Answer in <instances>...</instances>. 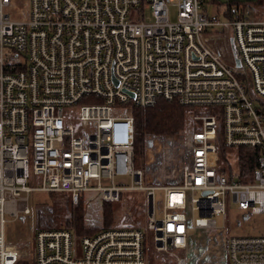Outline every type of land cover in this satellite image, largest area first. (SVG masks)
I'll return each instance as SVG.
<instances>
[{
	"label": "built area",
	"instance_id": "1",
	"mask_svg": "<svg viewBox=\"0 0 264 264\" xmlns=\"http://www.w3.org/2000/svg\"><path fill=\"white\" fill-rule=\"evenodd\" d=\"M171 1L0 0V264H146L145 231L130 221L79 238L41 227L22 257L5 241L4 216L29 214L36 192L67 194L73 207L95 195L121 202L124 192H144L152 246L174 264L192 263L190 237L222 229L215 218L227 205L264 215V20L250 6L225 19L209 14L206 0H173L171 21ZM14 7L26 15L10 18ZM223 35L230 54L211 45ZM159 99L200 116L181 146L179 178L144 186L134 119L123 106ZM239 147L260 151L248 183L236 169L231 178L223 171ZM223 262L264 264V234L227 236Z\"/></svg>",
	"mask_w": 264,
	"mask_h": 264
},
{
	"label": "rangeland",
	"instance_id": "2",
	"mask_svg": "<svg viewBox=\"0 0 264 264\" xmlns=\"http://www.w3.org/2000/svg\"><path fill=\"white\" fill-rule=\"evenodd\" d=\"M206 11L209 14L214 13L215 11L222 13L225 4L228 0H214L215 3H209L206 0ZM222 4V5H221ZM218 5L222 7L217 10ZM248 6L245 7V9ZM252 15H260L264 18V3H254L250 5L249 11ZM10 18L19 20L26 15V11L21 7H14L7 10ZM145 16L149 15V11H144ZM169 17L170 20L173 21L176 17V8L174 1L172 0L169 4ZM218 44L223 46L225 50L230 54V42L229 39L223 35L217 38ZM214 45V44H212ZM219 45H214L219 47ZM124 109L130 111L133 108L130 104L123 106ZM200 111H195L194 109H189L185 111V116L182 119V123L184 125V132L176 135L169 136H153L146 135L144 139V155L146 157V153L151 158V162L153 163L152 168L157 166V164L163 162L165 160H170V163H179V156L181 146L185 140V137L188 135L190 130L196 126L195 116H200ZM148 141V144H147ZM149 143L152 150L149 147ZM148 149V150H147ZM147 150V151H146ZM151 154V155H150ZM177 154V157H174ZM152 156V157H151ZM236 152L234 150L228 151L227 157L228 162L232 165L233 169H236ZM167 157V158H166ZM177 159V160H176ZM227 160V159H226ZM156 163V164H155ZM145 166V162H144ZM151 168V164H150ZM145 170V167L144 169ZM162 175L159 171L157 173H148L152 177L156 175ZM169 174H165V177ZM145 176V173H144ZM150 178V177H149ZM169 181V180H168ZM149 182V180H148ZM147 182V178L145 176V180L142 182V185L147 186L149 183ZM167 182V181H166ZM115 183H118L115 180ZM129 183L127 182L126 185ZM153 184V183H152ZM164 184V183H159ZM124 198L121 202H103L100 200L99 196L95 195L93 197L85 198L84 204L82 203V209L84 212L83 222L85 225H88L91 229V233L96 232L97 229L104 227L103 224V206L105 204L110 205V209L112 211V221L110 226H119L124 221H130L131 224H139L142 225V228L145 231V235L147 240L145 241V245H147V262L150 264H169V260H173V256L168 253H159L155 251L152 246V237L153 232L146 229L147 222V211L145 209L146 200L145 193L140 191L134 192H124ZM195 195V194H194ZM197 195H195L196 197ZM161 193L159 191L155 192V217L158 219L161 217ZM59 198L55 199V202H52V195L46 194L45 192H36L31 194L29 198L28 207L30 210L29 214H19L16 219L9 217L8 215L4 216V233H5V241L8 245L18 246L20 247V253L22 257L29 251L31 252L33 235L35 231L36 223L38 224V219L41 216V220L46 219V215L48 212V207L59 203ZM67 210L71 209V207L67 206ZM70 212V211H69ZM63 214L67 215V212ZM62 214V215H63ZM89 217H91V221H89ZM66 216L63 217L65 219ZM67 220V219H66ZM66 220H56V223H48L49 226L52 227H61ZM217 226H222V229L215 230L213 232H203L196 231L194 233L192 241H190V245L188 246V253L193 255L191 264H210V258H216V264H223L224 250H223V235L229 236H256L259 234H264V215L260 216H247L245 213L240 212L236 209L235 205L229 204L226 206V214L223 217L215 218ZM43 226H47L46 224H42ZM45 228V227H43ZM106 228V227H105ZM148 241L151 242V245H148ZM211 249V251H210ZM174 254V253H173ZM175 254L181 255L178 252ZM222 256V257H221ZM149 264V263H148Z\"/></svg>",
	"mask_w": 264,
	"mask_h": 264
},
{
	"label": "trees",
	"instance_id": "3",
	"mask_svg": "<svg viewBox=\"0 0 264 264\" xmlns=\"http://www.w3.org/2000/svg\"><path fill=\"white\" fill-rule=\"evenodd\" d=\"M209 3H215L214 0H209ZM254 3H264L263 0H228L225 4V8L222 12V16L225 19H234L237 12L242 11L246 6H250ZM222 5V4H221ZM218 5L217 10H219L222 6ZM236 77L238 79H242L241 74H237ZM249 90L250 85L247 84ZM89 102V98L85 97L81 100L80 104H84ZM258 105L260 109L264 113V101L258 100ZM187 108L183 107L176 100L173 101H165L163 99H159L155 105L150 108H131V114L134 119V149H133V157H134V166L139 169H144L145 155H144V139L146 135L153 136H169L181 134L184 132V125L182 123V119L185 116V111ZM237 153L236 156V170L237 172V181L241 183H248L252 180V176L255 168L258 164V158L260 156V151L257 148L252 147H239L235 151ZM221 157H224L223 150H221ZM223 171L227 172L231 178L232 166L225 160V165ZM52 195V202H55V199L59 198V203L54 204L48 207V212L46 215V219L41 220V216L38 219V224L36 223L35 231L41 227L45 228H59L49 226L48 223H56V220H66V222L61 226L68 228L72 231L76 238H79L83 235L92 234L91 229L85 227L83 222L84 212L82 209V203H79L77 206L73 207L71 205V201L69 195L67 194H58V193H48ZM67 206L71 207L69 211L67 210ZM67 212V215L63 214ZM63 214V215H62ZM66 216L65 219L63 217ZM112 211L110 209L109 204H105L103 206V224L104 227H110L112 221ZM42 224H46L47 226H43ZM34 231V232H35ZM194 235L190 237V241L195 240L193 238ZM223 250L225 251L227 237L223 235ZM147 240L145 235V241ZM145 259L146 264H150L147 262V245H145ZM148 245H151V242L148 241ZM211 251V249H210ZM212 252V251H211ZM183 255V252H178ZM222 257V256H221ZM169 264H174L173 260H169ZM216 258H210V264H216Z\"/></svg>",
	"mask_w": 264,
	"mask_h": 264
},
{
	"label": "crops",
	"instance_id": "4",
	"mask_svg": "<svg viewBox=\"0 0 264 264\" xmlns=\"http://www.w3.org/2000/svg\"><path fill=\"white\" fill-rule=\"evenodd\" d=\"M255 16L258 17L259 19H263L264 20V18L262 16H260V15H255ZM212 44L219 45L217 40L215 42L214 41H211V45ZM219 46H221V45H219ZM147 144H148V141H147ZM149 147L151 148L150 143H149ZM149 150H152L153 151V148H151ZM148 157H150V156L148 155V153H146V157H145V170H143L145 172V176L147 178V182L149 180V182H148L149 184L148 185H152V186H154V185H160L159 183H164V185H165V184H168V183H171V182H175L179 178V174H180V160H179V163H177V164L170 163L171 162L170 160L169 161L168 160H165V163L164 164H163V162H161V163L157 164L156 167L154 165V168H152L153 163L151 162V158L148 159ZM174 157H177V154ZM150 164H151V168H150ZM159 171L162 173V175L159 174V175H156L155 177H152V178H151L150 175H149L150 178L147 176L149 172H151V173H153V172L154 173H157ZM169 173H171V175H167L165 177V174H169ZM88 220L91 221V217H89ZM85 226L89 227L88 225H85Z\"/></svg>",
	"mask_w": 264,
	"mask_h": 264
},
{
	"label": "water",
	"instance_id": "5",
	"mask_svg": "<svg viewBox=\"0 0 264 264\" xmlns=\"http://www.w3.org/2000/svg\"><path fill=\"white\" fill-rule=\"evenodd\" d=\"M235 66H236L237 68L240 67V63H239L238 60H235ZM115 84H117V82H115ZM130 96H131V95H130ZM148 213H149V214L151 213V202H150V201H149V203H148Z\"/></svg>",
	"mask_w": 264,
	"mask_h": 264
}]
</instances>
